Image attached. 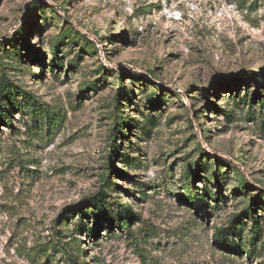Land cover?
Wrapping results in <instances>:
<instances>
[{
  "label": "rangeland",
  "instance_id": "374dc122",
  "mask_svg": "<svg viewBox=\"0 0 264 264\" xmlns=\"http://www.w3.org/2000/svg\"><path fill=\"white\" fill-rule=\"evenodd\" d=\"M4 80L0 264H264V0H0Z\"/></svg>",
  "mask_w": 264,
  "mask_h": 264
},
{
  "label": "trees",
  "instance_id": "16d2710c",
  "mask_svg": "<svg viewBox=\"0 0 264 264\" xmlns=\"http://www.w3.org/2000/svg\"><path fill=\"white\" fill-rule=\"evenodd\" d=\"M12 90L13 91L15 90L14 86H12L8 82H6V80L0 81V118L2 117L0 120L3 121L4 123H6L7 125H9L11 123H10V120L7 116V112H5V110L2 108L3 95L7 91H12ZM26 105L30 106L33 109L34 113H37V111L40 110V108H36L35 102L32 101V98H28ZM46 113H48V112H46ZM121 119L122 118H120V120ZM112 147H114V149H115L116 144L112 145ZM110 168H109V171H111ZM194 172L191 171L190 169H187L184 172V176H186L185 180L189 179L190 177H193ZM241 181H243V178H241ZM185 183H186V190L189 193L188 195L191 197L190 200L188 201V203L197 207V209H199L200 211L205 212L206 208L208 207V203L204 199V194H200L199 192H197V190H195V187H194L192 180H190L188 182L186 181ZM111 185H113V184H107L106 187H110ZM119 205H121V204H119ZM90 206H92L94 209L96 208V211L99 212V214L102 216V218L104 220H107L110 223H117L121 226L123 225V226L127 227V222H126L127 217L119 215L118 217H120V218L119 219H118V217L116 218L112 214L111 210H108L107 208H104V206H102L101 200L96 199L95 201H93L90 204ZM245 210L248 214H250V215L252 214V209L250 207H246ZM75 211L77 213L84 214V215L88 214V212L82 211V208H77ZM252 218H253V222H254L255 226L253 227L254 230H253V237H252L251 241H252V243H254V241H256V239H259V227H258V221H257L258 219H256L255 217H252ZM64 221H66V219H64ZM97 227H98V224H97L96 228ZM227 233H228L227 230L226 231L224 230V231L218 232V236L221 237L222 239H225V237L227 236ZM68 245L69 244L66 243V246H68ZM48 249H54L56 251L57 245L53 244L51 242L49 244ZM46 250H47V248L40 249V251L43 253V255L48 257L49 255H48ZM72 264H75V263H72Z\"/></svg>",
  "mask_w": 264,
  "mask_h": 264
}]
</instances>
